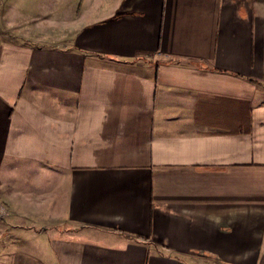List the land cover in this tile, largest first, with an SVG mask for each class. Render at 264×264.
Here are the masks:
<instances>
[{"label":"crops","instance_id":"obj_1","mask_svg":"<svg viewBox=\"0 0 264 264\" xmlns=\"http://www.w3.org/2000/svg\"><path fill=\"white\" fill-rule=\"evenodd\" d=\"M10 2L0 264H264V0Z\"/></svg>","mask_w":264,"mask_h":264},{"label":"rangeland","instance_id":"obj_2","mask_svg":"<svg viewBox=\"0 0 264 264\" xmlns=\"http://www.w3.org/2000/svg\"><path fill=\"white\" fill-rule=\"evenodd\" d=\"M4 3H6V0H4V2L3 1H1V7H0V11H2V10H4V11H7V10H9L10 9V7H11V2H10V4L8 5V6H6V8H3V5H4ZM6 9V10H5ZM18 12H22V11H18ZM3 35L1 34V31H0V37H2Z\"/></svg>","mask_w":264,"mask_h":264}]
</instances>
